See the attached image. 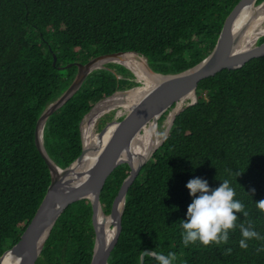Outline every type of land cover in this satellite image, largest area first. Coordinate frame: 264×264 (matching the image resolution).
Listing matches in <instances>:
<instances>
[{"label":"trees","instance_id":"obj_1","mask_svg":"<svg viewBox=\"0 0 264 264\" xmlns=\"http://www.w3.org/2000/svg\"><path fill=\"white\" fill-rule=\"evenodd\" d=\"M238 2L0 0V258L20 240L51 183L35 130L43 110L76 77L75 62L136 51L156 72L183 71L212 52ZM133 76L125 65L109 62L51 114L43 139L58 165L66 167L81 154L85 114L117 89L139 84ZM196 92L198 101L176 116L168 137L130 185L109 264H140L146 249L174 252V264H264V251H257L264 241L252 239L242 248L239 227L230 230L226 245L184 246L180 223L192 202L186 187L191 178H206L213 187L228 179L249 213L238 223L264 235V210L256 201L264 199V55L201 79ZM130 170L122 163L107 178L101 192L106 213ZM92 214L89 198L71 203L37 264H91ZM229 247L232 252L225 255ZM144 264L158 261L146 254Z\"/></svg>","mask_w":264,"mask_h":264},{"label":"water","instance_id":"obj_2","mask_svg":"<svg viewBox=\"0 0 264 264\" xmlns=\"http://www.w3.org/2000/svg\"><path fill=\"white\" fill-rule=\"evenodd\" d=\"M248 1L255 2L256 0H239L234 9L228 15L223 31L214 49L199 63L178 73L162 74L154 71L161 76L157 84L144 94V96L122 120L114 119L113 121L108 122L97 133L99 138H102L107 131L108 125L113 124L115 121L117 122V128H115L107 142L104 144L105 148L101 150L100 155L97 160H95L92 168L86 172L85 170L87 168L84 167L83 161L92 148L90 147V144L87 145L85 143V137L82 131L83 120L101 101L108 97L102 98L96 102L82 119L81 133L83 149L81 154L66 167L58 165L45 148L43 139L45 124L51 114L67 102V100L81 87L86 77L94 69L105 67L106 61H115L117 56L127 52L119 51L100 54L93 57L88 62H75L78 66L76 77L67 90L43 110L37 121L35 142L50 169L51 183L36 215L22 233L20 240L6 251L19 253L22 257L19 264H37L47 238L50 235L51 229L55 225L59 216L71 203L82 198H89L93 207L92 222L96 236L91 264H109L108 259L111 251L115 247L121 233L122 217L128 189L138 176L143 165L148 162L155 150L163 144L168 137L176 116L188 105L198 101L196 90L199 81L208 76L215 75L224 68H239L253 57L264 55V42L239 52V40L236 39L233 34L235 18L244 4ZM130 52L134 53L139 58L143 57V55L137 52ZM56 62L57 55L54 54V64H56ZM70 65L71 64H68L63 67H69ZM147 66L152 70L148 61ZM117 92H114V94ZM192 92L195 93V97L191 98V100L184 103L183 106L174 112L171 122L168 123L164 130L160 143L153 149L151 154L145 159H140L136 164L133 163L131 144L135 135L150 121H153L154 124L158 125L159 118H161L167 110L171 108L170 112L173 111L178 103ZM97 147H101V143H98ZM125 162L131 167L130 173L124 179L119 192L112 203L111 211L106 213L101 202L102 189L113 170ZM83 177L84 180L81 181ZM100 211L103 212L105 219L107 216H111L113 219L112 224L115 227V232L110 240L107 239L106 228H104V225L99 221ZM5 253L0 258V264H2ZM146 254L155 256V252L152 250H144L141 255L140 264H144Z\"/></svg>","mask_w":264,"mask_h":264},{"label":"bare ground","instance_id":"obj_3","mask_svg":"<svg viewBox=\"0 0 264 264\" xmlns=\"http://www.w3.org/2000/svg\"><path fill=\"white\" fill-rule=\"evenodd\" d=\"M233 34L236 39H239V52L246 50L248 47L253 46L257 39L264 34V2L256 4L253 1H248L244 4L241 11L238 12L234 25ZM116 62L124 63L130 68L136 76L143 81V87L134 88L127 92H119L112 97H109L101 101L90 114H88L83 122V130L85 143L92 148L84 159L85 170L88 171L92 168L95 160L100 155L101 150L105 148V143L110 137L111 133L117 128V122L109 124L106 133L99 138L97 135L96 127L99 118L112 109L121 107L128 112L135 106V104L149 91L154 85L157 84L161 78L159 74H156L147 66V60L145 57H137L134 53L127 52L116 57ZM195 97V93L192 92L184 99H182L177 107L166 118V124L171 122L174 112L184 105L186 101ZM161 136L158 125L153 121L148 122L136 135L132 141L131 149L133 152V163H137L140 159L147 158L153 149L160 143ZM98 143H101V147H97ZM98 148V149H97ZM82 168V167H80ZM80 170V169H76ZM86 176V174H85ZM84 180V177L81 181ZM99 221L104 225L107 232V239H111L115 232V227L112 222L111 216H105L102 211L99 212ZM19 253L6 252L3 258L2 264H19L21 260Z\"/></svg>","mask_w":264,"mask_h":264},{"label":"clouds","instance_id":"obj_4","mask_svg":"<svg viewBox=\"0 0 264 264\" xmlns=\"http://www.w3.org/2000/svg\"><path fill=\"white\" fill-rule=\"evenodd\" d=\"M263 1L264 0H261V2ZM115 63L119 62L115 61ZM129 88V90H132L135 87ZM129 90L123 88L117 89L114 92H127ZM114 92L103 98H109V96L111 95L113 96ZM123 114L124 113H121L117 116L120 117ZM124 117L125 116L120 117V119L116 120H122ZM82 131L84 133L83 126ZM186 187L190 190L192 202L189 204L187 209V218L180 220L182 228V243L184 246L196 244L197 242H200L204 246H208L210 244H215L216 246L226 245L229 242L230 230L235 231L237 227H239L241 231L242 238L240 239L239 244L242 248L246 249L248 247V241L252 239L264 241V235L255 230V228H251L245 226L242 223H238V219L241 215L247 217L249 213L246 209L245 204L240 199L236 198L237 194L230 180L222 179V183L219 186L213 187L208 179L196 176L194 178H191L187 182ZM252 191L254 192L255 189H252ZM256 201L257 207L261 210H264V199ZM257 251H264V245H262L261 248L257 249ZM231 252L232 248L229 247L225 249L224 254L227 255ZM155 259L158 261V264H174L177 257L174 252H168L167 254L155 253Z\"/></svg>","mask_w":264,"mask_h":264},{"label":"rangeland","instance_id":"obj_5","mask_svg":"<svg viewBox=\"0 0 264 264\" xmlns=\"http://www.w3.org/2000/svg\"><path fill=\"white\" fill-rule=\"evenodd\" d=\"M261 1H259V0H256V4H258V3H260ZM234 9V8H233ZM264 35V34H263ZM263 35L262 36H260L258 39H257V41L255 42V44L254 45H256V44H261L262 42H264V40L262 41V42H260L259 43V40H260V38L261 37H263ZM239 40V39H238ZM238 42V41H237ZM253 45V46H254ZM252 46H250V47H248L247 49H249V48H251ZM136 52V51H135ZM137 53H139V52H137ZM140 54V53H139ZM142 55V54H141ZM145 55H143V57H144ZM146 57V56H145ZM147 61H148V59L147 58H145ZM88 62V61H87ZM109 62H115V61H106L105 62V67H107V65H108V63ZM149 64V63H148ZM151 67V66H150ZM64 69L63 70H65V68H67V67H63ZM112 68V67H111ZM130 69V68H129ZM112 70H114V68H112ZM131 70V69H130ZM153 70V69H152ZM132 71V70H131ZM154 71V70H153ZM115 72V71H114ZM133 72V71H132ZM156 72V71H155ZM181 72V71H180ZM134 73V72H133ZM159 73H161V72H159ZM178 73V72H177ZM162 74H169V73H162ZM134 75L135 76H133V77H130V79H132V80H134L135 82H138L139 84H136V85H132L131 87L133 88V87H135V88H138V87H143V81H141L137 76H136V74L134 73ZM126 90H129L130 88H125ZM67 89H65V91H66ZM64 91V92H65ZM63 92V93H64ZM62 93V94H63ZM61 94V95H62ZM61 95H59L58 96V98L61 96ZM188 101H186L185 103H187ZM172 112V111H171ZM171 112H169L168 114H167V117H168V115L171 113ZM121 113H124L122 116H120V117H123V116H125L127 113H128V111L126 110V109H122L121 107H118V108H115V109H112L111 111H109V112H107L106 114H104V115H102L100 118H99V120H98V123H97V127H96V134L108 123V122H110V121H113L112 119H120V117H118L117 115L118 114H121ZM166 117V118H167ZM166 118L163 120V121H161L160 120V118H159V122H158V127H159V131H160V136L162 137V135H163V133H164V130H165V128H166V126H167V124H166ZM85 135V134H84ZM41 257H39V259H40ZM38 259V260H39Z\"/></svg>","mask_w":264,"mask_h":264}]
</instances>
